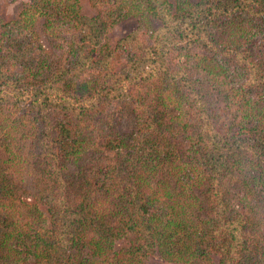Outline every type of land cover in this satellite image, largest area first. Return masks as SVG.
Returning a JSON list of instances; mask_svg holds the SVG:
<instances>
[{
  "label": "trees",
  "instance_id": "16d2710c",
  "mask_svg": "<svg viewBox=\"0 0 264 264\" xmlns=\"http://www.w3.org/2000/svg\"><path fill=\"white\" fill-rule=\"evenodd\" d=\"M78 3L0 15V264H264V0Z\"/></svg>",
  "mask_w": 264,
  "mask_h": 264
},
{
  "label": "rangeland",
  "instance_id": "374dc122",
  "mask_svg": "<svg viewBox=\"0 0 264 264\" xmlns=\"http://www.w3.org/2000/svg\"><path fill=\"white\" fill-rule=\"evenodd\" d=\"M30 0H0V15L2 17H4L7 20H11L15 17L18 16V14L20 13L22 7L24 6V4L26 2H28ZM102 1L103 0H79V5L81 6V12L83 14L86 15H95L100 8L102 7ZM192 1H197V0H192ZM139 16L136 15H129L126 17L121 18L118 22H116L115 24H113L107 31L106 34V39L112 44L114 45L121 37H123L124 35L134 31L138 24H139ZM64 25V30L61 31L62 36H60L59 39L63 40L65 38H67L70 35V31H67V27L69 28V25L67 22V20L63 21ZM67 31V32H66ZM58 41V39L56 40ZM15 168V170L17 171V168H21V164H15L13 166ZM75 170L76 167H69V169ZM69 169H67L66 171L69 172ZM24 177H26V174L24 172ZM30 180V179H29ZM31 201H33L34 199L31 198ZM45 212V211H44ZM29 218L31 219L32 222H37L38 218H32L31 215H28ZM18 223V222H17ZM124 242H127V240H125ZM122 243H116L114 246V249H118V247L121 246ZM148 264H179L178 262H174L171 260H167L162 258L161 256H159L158 254H154L152 255V257L150 256V258L148 259Z\"/></svg>",
  "mask_w": 264,
  "mask_h": 264
}]
</instances>
